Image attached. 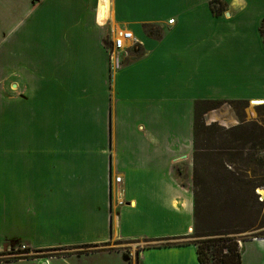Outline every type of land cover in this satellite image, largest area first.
<instances>
[{"label":"crops","instance_id":"obj_1","mask_svg":"<svg viewBox=\"0 0 264 264\" xmlns=\"http://www.w3.org/2000/svg\"><path fill=\"white\" fill-rule=\"evenodd\" d=\"M8 2L0 253L33 255L0 264H200L188 240L196 104L264 102V0ZM125 32L133 39L116 67L110 49ZM133 50L142 54L127 58ZM240 245L242 264L246 245L251 264L256 253L264 264V238Z\"/></svg>","mask_w":264,"mask_h":264},{"label":"rangeland","instance_id":"obj_2","mask_svg":"<svg viewBox=\"0 0 264 264\" xmlns=\"http://www.w3.org/2000/svg\"><path fill=\"white\" fill-rule=\"evenodd\" d=\"M4 1L0 0V6L10 4L8 0L5 3ZM251 5L256 10V2ZM13 18L3 17V21L8 19L6 24L10 25ZM141 54L142 51L133 50L127 58L136 59ZM247 103L245 106L239 103L221 104L207 116V121L212 123L206 124L204 115L202 116L205 126L216 125L217 129L214 128V131L217 134L203 131L197 138L193 174L197 219L188 238L193 243L207 239L201 237L206 233L227 232L229 235L226 237L239 241V246L243 242L242 238L253 240L264 236V196L257 193L258 189L264 188V147L259 149L256 145L260 141L257 138L258 133L256 134L258 125H264V109H261L262 105L253 106L250 102ZM238 126L248 131L254 128V131L251 134L238 135L235 139L230 138L226 132ZM112 246L113 249L136 251L146 245L143 242H116ZM249 248L250 245H246L244 256L247 258L245 257L244 264H251L248 259ZM73 249L87 253L101 248L77 246ZM27 250L20 246L6 252V255H0V261L32 256ZM64 250L69 251L70 248L58 249ZM258 258L259 253H256V264H260Z\"/></svg>","mask_w":264,"mask_h":264},{"label":"trees","instance_id":"obj_3","mask_svg":"<svg viewBox=\"0 0 264 264\" xmlns=\"http://www.w3.org/2000/svg\"><path fill=\"white\" fill-rule=\"evenodd\" d=\"M210 6H212L211 8L215 15H220L222 14L223 11H225L223 9L224 6L220 7V3L218 1L212 2ZM260 34L264 40V24H262L260 27ZM223 103H230V104L239 103L242 104L243 106L248 104L247 101H218V100L198 101L196 104V114H195V151H197L196 149L197 138L199 137L200 132L211 131L213 135H215L216 133V131H214L216 125H213L212 127L205 126L202 116L208 111H212L219 108L220 105ZM261 109H264V104L261 106ZM216 129L217 128H215V130ZM253 131L254 128L248 131L244 129V127L238 126L227 131L226 133L230 136V138L235 139V137L238 135L243 136V135L251 134ZM256 134L258 140H260L259 142H256V145L259 147V149H261L264 147V142H262V140L264 139L263 124L258 125ZM195 156H196V152H195ZM196 219H197V201L195 198V222ZM195 231H196V224H195ZM227 235H229V233L227 232L206 233L203 234L201 237H206L207 239L193 243L196 245L197 258L200 264H242V253H241V248L239 246V241L230 239L226 237ZM261 238H264V236H261ZM242 240L245 241L247 239L242 238ZM0 255H6V254L2 253Z\"/></svg>","mask_w":264,"mask_h":264},{"label":"built area","instance_id":"obj_4","mask_svg":"<svg viewBox=\"0 0 264 264\" xmlns=\"http://www.w3.org/2000/svg\"><path fill=\"white\" fill-rule=\"evenodd\" d=\"M174 20H170L169 23L172 24ZM133 39L131 32H125L115 41H113L112 47L110 49V59L112 64L119 67L122 63L123 58L128 55V48L125 41ZM120 180V179H119ZM25 249V246H22Z\"/></svg>","mask_w":264,"mask_h":264},{"label":"bare ground","instance_id":"obj_5","mask_svg":"<svg viewBox=\"0 0 264 264\" xmlns=\"http://www.w3.org/2000/svg\"><path fill=\"white\" fill-rule=\"evenodd\" d=\"M106 9H107V7H106ZM260 102H262L261 104L264 103L263 101H261V100H259V99H256V100L251 101V105H253V106L260 105ZM257 193H258L259 195L264 196V188H263V189H261V188L258 189V190H257Z\"/></svg>","mask_w":264,"mask_h":264},{"label":"water","instance_id":"obj_6","mask_svg":"<svg viewBox=\"0 0 264 264\" xmlns=\"http://www.w3.org/2000/svg\"><path fill=\"white\" fill-rule=\"evenodd\" d=\"M102 15H104V8L102 9ZM262 102H260V105H263V104H261Z\"/></svg>","mask_w":264,"mask_h":264},{"label":"flooded vegetation","instance_id":"obj_7","mask_svg":"<svg viewBox=\"0 0 264 264\" xmlns=\"http://www.w3.org/2000/svg\"><path fill=\"white\" fill-rule=\"evenodd\" d=\"M38 253H42V252H38Z\"/></svg>","mask_w":264,"mask_h":264}]
</instances>
